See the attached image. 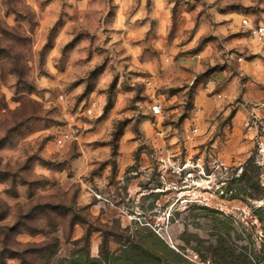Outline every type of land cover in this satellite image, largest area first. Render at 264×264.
Listing matches in <instances>:
<instances>
[{
  "label": "rangeland",
  "instance_id": "374dc122",
  "mask_svg": "<svg viewBox=\"0 0 264 264\" xmlns=\"http://www.w3.org/2000/svg\"><path fill=\"white\" fill-rule=\"evenodd\" d=\"M215 3L0 0V264H264V0Z\"/></svg>",
  "mask_w": 264,
  "mask_h": 264
},
{
  "label": "trees",
  "instance_id": "16d2710c",
  "mask_svg": "<svg viewBox=\"0 0 264 264\" xmlns=\"http://www.w3.org/2000/svg\"><path fill=\"white\" fill-rule=\"evenodd\" d=\"M76 220V219H75ZM36 232V231H34ZM84 238H81L80 240H83ZM6 243V241H5ZM58 243H59V239L57 237H53V238H49L46 242H44L43 244H41L39 247L37 248H31L29 249L30 251L33 252H38V253H43L45 254L47 257L45 262H41L39 264H85L88 262L87 261H92L90 262L91 264H115L114 262L110 261V258L108 257V253L106 252L105 255L103 254V258H97V259H84L83 256H77L75 259H73L72 261L70 260H60L61 262L58 263H54L52 262V258L53 256L56 255V250L55 248L58 247ZM136 251L138 250H142L144 256L149 257L148 259H140L137 257V259L134 261L135 264H161L159 262V260L156 259V261H158V263H155L152 261V259H150V257H157V253L156 250H154L152 247H145L144 246V241H140V243H137V245L135 246ZM19 260H20V264H36L35 259H31V260H26V258L23 255L19 256ZM171 264H176L175 262L171 263Z\"/></svg>",
  "mask_w": 264,
  "mask_h": 264
},
{
  "label": "built area",
  "instance_id": "2783aa9c",
  "mask_svg": "<svg viewBox=\"0 0 264 264\" xmlns=\"http://www.w3.org/2000/svg\"><path fill=\"white\" fill-rule=\"evenodd\" d=\"M241 26L245 29V31L248 33V35L253 40H255L258 43L264 42V23L263 22H256L249 18L244 17L241 21ZM218 97H221V95H218ZM153 112L156 114H160L161 108L158 105H153ZM194 131L196 132L197 129L195 128ZM59 143L61 144L62 140H59Z\"/></svg>",
  "mask_w": 264,
  "mask_h": 264
},
{
  "label": "crops",
  "instance_id": "0c3cea01",
  "mask_svg": "<svg viewBox=\"0 0 264 264\" xmlns=\"http://www.w3.org/2000/svg\"><path fill=\"white\" fill-rule=\"evenodd\" d=\"M209 1H213V5H216L215 1L216 0H209ZM252 0H241L242 4H249L251 3ZM223 19L224 21L221 24H218L217 30H222V31H229L230 32V24L232 23L230 20V13H224L223 14ZM243 19V18H242ZM241 19V21H242ZM240 27L245 30L242 26H241V22H240Z\"/></svg>",
  "mask_w": 264,
  "mask_h": 264
}]
</instances>
